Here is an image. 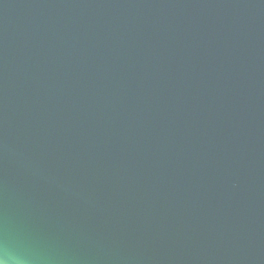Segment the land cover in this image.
Masks as SVG:
<instances>
[{
    "label": "water",
    "instance_id": "water-1",
    "mask_svg": "<svg viewBox=\"0 0 264 264\" xmlns=\"http://www.w3.org/2000/svg\"><path fill=\"white\" fill-rule=\"evenodd\" d=\"M264 264V0H0V256Z\"/></svg>",
    "mask_w": 264,
    "mask_h": 264
},
{
    "label": "clouds",
    "instance_id": "clouds-1",
    "mask_svg": "<svg viewBox=\"0 0 264 264\" xmlns=\"http://www.w3.org/2000/svg\"><path fill=\"white\" fill-rule=\"evenodd\" d=\"M0 264H25L23 260L13 259L8 256H0Z\"/></svg>",
    "mask_w": 264,
    "mask_h": 264
}]
</instances>
